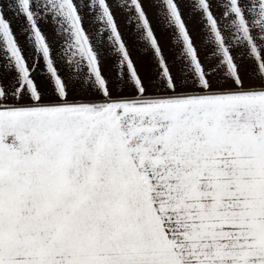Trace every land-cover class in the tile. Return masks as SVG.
Listing matches in <instances>:
<instances>
[{
	"label": "snow or ice",
	"instance_id": "obj_1",
	"mask_svg": "<svg viewBox=\"0 0 264 264\" xmlns=\"http://www.w3.org/2000/svg\"><path fill=\"white\" fill-rule=\"evenodd\" d=\"M0 264H264V0H0Z\"/></svg>",
	"mask_w": 264,
	"mask_h": 264
}]
</instances>
